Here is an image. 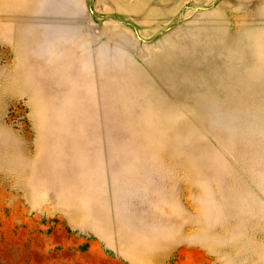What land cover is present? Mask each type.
<instances>
[{
	"label": "rangeland",
	"instance_id": "374dc122",
	"mask_svg": "<svg viewBox=\"0 0 264 264\" xmlns=\"http://www.w3.org/2000/svg\"><path fill=\"white\" fill-rule=\"evenodd\" d=\"M14 4L32 26L93 11L79 22L109 27L110 47L94 98L49 100L67 126L38 130L27 99L6 113L0 264L139 261L106 254L115 240L154 264L182 245L264 264V0ZM11 63L0 47V70Z\"/></svg>",
	"mask_w": 264,
	"mask_h": 264
},
{
	"label": "crops",
	"instance_id": "0c3cea01",
	"mask_svg": "<svg viewBox=\"0 0 264 264\" xmlns=\"http://www.w3.org/2000/svg\"><path fill=\"white\" fill-rule=\"evenodd\" d=\"M14 3L15 0H0V47L12 53L11 65L0 70V126H8L6 113L21 99L30 100L32 125L38 130L43 131L45 126H67L69 119H61L64 110L58 112L49 107V100L94 98V67L99 51L110 47V29L104 27L100 32L95 23L79 22L80 19H94L93 11H44L40 18L61 22L32 26L15 12ZM89 86L91 91H83V87ZM70 114H73L72 108ZM179 234L184 236L185 231ZM178 241L187 242V238L184 236ZM105 244V252L110 257L139 259L136 263L130 261L131 264H154L147 261L152 259L149 255L128 253L122 240ZM182 246L165 253L164 261L157 264H212L203 252Z\"/></svg>",
	"mask_w": 264,
	"mask_h": 264
}]
</instances>
